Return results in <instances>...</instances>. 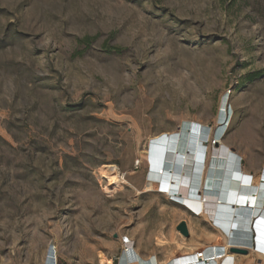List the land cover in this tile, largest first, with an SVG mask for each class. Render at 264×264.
Instances as JSON below:
<instances>
[{"label":"rangeland","instance_id":"rangeland-1","mask_svg":"<svg viewBox=\"0 0 264 264\" xmlns=\"http://www.w3.org/2000/svg\"><path fill=\"white\" fill-rule=\"evenodd\" d=\"M225 96L223 141L254 177L264 0H0V264H120L129 243L164 264L189 253L183 221L198 251L222 244L210 219L145 188L144 154L186 123L214 129ZM250 252L238 264H264Z\"/></svg>","mask_w":264,"mask_h":264},{"label":"bare ground","instance_id":"bare-ground-1","mask_svg":"<svg viewBox=\"0 0 264 264\" xmlns=\"http://www.w3.org/2000/svg\"><path fill=\"white\" fill-rule=\"evenodd\" d=\"M228 99L225 96L220 104L214 129L207 124L186 123L175 132H162L148 139L144 155L149 179L145 188L151 191L160 185L177 204L197 216L212 219L216 227L212 226L223 237L222 244L206 245L198 251L197 246L188 244L180 234L177 246L189 253L171 257L164 264L243 262V254L232 253V248L246 250L247 254L253 249L255 256L264 260V171L252 177L241 166V156L224 143L233 118L227 107ZM212 138L218 144L215 148L210 145ZM101 172L113 185L127 182L117 165L105 164ZM126 242L130 240L125 239L123 244ZM165 245L167 241L159 239V246ZM124 249L120 264H160L155 257H143L131 243ZM53 263L51 253L48 264ZM101 264H113V261L103 258ZM245 264H251L250 260L246 259Z\"/></svg>","mask_w":264,"mask_h":264},{"label":"water","instance_id":"water-1","mask_svg":"<svg viewBox=\"0 0 264 264\" xmlns=\"http://www.w3.org/2000/svg\"><path fill=\"white\" fill-rule=\"evenodd\" d=\"M177 231L179 233H181L184 237L186 238H189L190 236V232H189V229H188V226H187V223L185 221L181 222L178 227H177ZM231 252L232 253H236V254H247V251L246 250H243V249H238V248H232L231 249Z\"/></svg>","mask_w":264,"mask_h":264},{"label":"trees","instance_id":"trees-1","mask_svg":"<svg viewBox=\"0 0 264 264\" xmlns=\"http://www.w3.org/2000/svg\"><path fill=\"white\" fill-rule=\"evenodd\" d=\"M207 187H209V179H208V181H207Z\"/></svg>","mask_w":264,"mask_h":264},{"label":"built area","instance_id":"built-area-1","mask_svg":"<svg viewBox=\"0 0 264 264\" xmlns=\"http://www.w3.org/2000/svg\"><path fill=\"white\" fill-rule=\"evenodd\" d=\"M170 197V196H169ZM171 199H172V197H170V201H171ZM173 200V199H172ZM54 264H57V262L56 263H54Z\"/></svg>","mask_w":264,"mask_h":264},{"label":"clouds","instance_id":"clouds-1","mask_svg":"<svg viewBox=\"0 0 264 264\" xmlns=\"http://www.w3.org/2000/svg\"><path fill=\"white\" fill-rule=\"evenodd\" d=\"M207 143V142H206ZM211 222L214 224V222H213V220L211 219ZM214 226H215V224H214Z\"/></svg>","mask_w":264,"mask_h":264}]
</instances>
